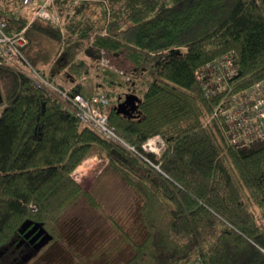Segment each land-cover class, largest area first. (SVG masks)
I'll return each mask as SVG.
<instances>
[{"label":"trees","instance_id":"trees-1","mask_svg":"<svg viewBox=\"0 0 264 264\" xmlns=\"http://www.w3.org/2000/svg\"><path fill=\"white\" fill-rule=\"evenodd\" d=\"M50 8L58 22L31 21L33 7L0 0L7 32L24 30L28 39L22 66L0 56V249L33 221L53 235L50 244L61 240L73 252L78 241L69 233L84 237L86 217L71 218L64 235L60 221L82 196L91 210L100 208L72 176L97 149L142 199L138 225L117 228L131 248L123 264H264V141L232 145L217 98H207L195 78L196 69L228 52L238 87L264 78V0H55ZM41 37L57 43L51 55L40 49ZM104 54L140 79L135 107H119L135 88L124 71L103 68L96 83L87 81ZM65 68L74 78L67 95L103 96L107 102L96 106L135 154L51 93ZM116 88L128 92L115 96ZM154 135L164 141L159 156L143 149Z\"/></svg>","mask_w":264,"mask_h":264},{"label":"rangeland","instance_id":"rangeland-1","mask_svg":"<svg viewBox=\"0 0 264 264\" xmlns=\"http://www.w3.org/2000/svg\"><path fill=\"white\" fill-rule=\"evenodd\" d=\"M31 7L34 8V6ZM24 11H28L27 14L32 13L29 8L27 11ZM32 17H30L29 20L32 21ZM40 47L42 51L51 55L57 49V43L49 37H41ZM80 56L84 57L83 53ZM96 65L100 68L97 69ZM103 68L109 71H124L125 74L135 81V88L130 94L136 96L140 94V79L132 74L131 68L119 59H113L111 56L105 54L100 59H95L92 64L90 77L87 81L92 84L96 83L101 77V75L99 77L98 74H101L100 71ZM116 74V80L118 82L125 81L121 75H118L117 72ZM73 79L74 78L69 73V69L65 68L54 77V85L64 92H69L70 87L74 83ZM125 85L131 86L130 83L127 82ZM58 88L57 90L49 88L51 93L56 97H59V92H61ZM116 89L114 93L115 96L118 95V93L120 96H125V93L128 92L127 89ZM115 99L116 97H111V102L116 103L114 102ZM130 105L133 106L132 103H130ZM122 147H124V145ZM126 147L127 146L124 148ZM107 164L108 159L105 155L99 150L94 149L72 173L74 179L82 185L83 189L91 191L100 203V208L97 211L91 210L87 205L86 197L82 196L78 200V203L69 209L62 217L60 221L62 227L59 231L62 232V235L67 233L69 227L68 221L71 220V218L78 213L86 217V225L88 227L87 232L84 233V237H81L83 234L81 232L75 233V231H71L69 233L73 239L78 241V245L76 248L74 247L75 249L73 252L71 249L68 251L61 240H56L54 243H49L50 245L48 244L41 248V250L25 264H76L75 262H81L82 264H123L128 259L130 256L129 250L131 248L128 249L126 243L121 240L122 236L117 228L120 226V228L127 233L138 225L137 222L140 219L139 207L142 199L124 180L122 175ZM136 170L138 171V169ZM80 222H82V220H80ZM80 241H82V243ZM107 251L109 254L106 253ZM102 252L104 254H102Z\"/></svg>","mask_w":264,"mask_h":264},{"label":"built area","instance_id":"built-area-1","mask_svg":"<svg viewBox=\"0 0 264 264\" xmlns=\"http://www.w3.org/2000/svg\"><path fill=\"white\" fill-rule=\"evenodd\" d=\"M26 7L34 6L32 17L46 21L58 22L59 16L50 6L55 0H21ZM8 20L0 14V56L10 65L22 66L26 63L23 49L28 43L25 31L8 33ZM32 73V72H31ZM38 82L53 87L36 73L31 74ZM237 67L231 52L218 56L202 67L196 69L195 78L199 82L203 94L207 98H217L216 112L222 119L228 141L236 147H250L264 141V78L246 87H238L236 80ZM57 90L55 87H53ZM65 98L64 103L72 111L80 115L83 121L100 133L103 137L127 146L133 154L136 149L129 146L110 125L105 108L96 106L97 102L106 103L103 96L92 101L80 95L70 97L66 92H60ZM164 148V141L159 135L146 140L143 149L159 156ZM184 264H203L199 258Z\"/></svg>","mask_w":264,"mask_h":264},{"label":"water","instance_id":"water-1","mask_svg":"<svg viewBox=\"0 0 264 264\" xmlns=\"http://www.w3.org/2000/svg\"><path fill=\"white\" fill-rule=\"evenodd\" d=\"M138 100V97L134 94H129L124 102H122L119 107L122 108L123 106L130 105L132 103V107H135V102ZM20 234H24L25 238H29L30 235L34 234L29 240L32 243H35L33 246L34 252L32 255H28L27 258H25L24 262L26 263L33 254L37 253L41 248L46 246L49 242L52 241L53 235L47 231V229L39 222H33V221H26L22 224L20 230ZM6 247L3 249H0V257L4 253Z\"/></svg>","mask_w":264,"mask_h":264},{"label":"flooded vegetation","instance_id":"flooded-vegetation-1","mask_svg":"<svg viewBox=\"0 0 264 264\" xmlns=\"http://www.w3.org/2000/svg\"><path fill=\"white\" fill-rule=\"evenodd\" d=\"M33 235L34 234L30 235L29 238H25L23 233L22 235H19L18 238L14 240L15 242L13 241V243L6 247L4 253L0 257V264H25V258H27L28 255H32L34 252L33 246L35 243H32L29 240ZM37 253L33 254L31 258Z\"/></svg>","mask_w":264,"mask_h":264},{"label":"bare ground","instance_id":"bare-ground-1","mask_svg":"<svg viewBox=\"0 0 264 264\" xmlns=\"http://www.w3.org/2000/svg\"><path fill=\"white\" fill-rule=\"evenodd\" d=\"M19 235H22V234H19ZM23 235H24V234H23ZM14 242H15V241H14ZM8 244H9V243H8ZM8 244H7V245H8ZM2 247H4V246H2Z\"/></svg>","mask_w":264,"mask_h":264}]
</instances>
